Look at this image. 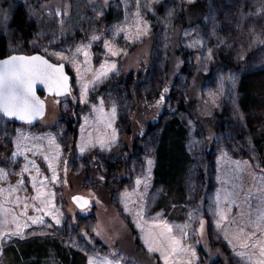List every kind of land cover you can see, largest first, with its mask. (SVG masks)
Listing matches in <instances>:
<instances>
[{
    "label": "rangeland",
    "instance_id": "374dc122",
    "mask_svg": "<svg viewBox=\"0 0 264 264\" xmlns=\"http://www.w3.org/2000/svg\"><path fill=\"white\" fill-rule=\"evenodd\" d=\"M19 6L34 27L29 50L10 26ZM0 36L7 55L64 63L77 94L46 98L40 125L0 116V264L37 236L79 251L84 264H165L149 245H163L168 264H202V238L226 264L264 260V167L237 106L244 74L264 81V0H0ZM139 69L130 94L109 89ZM165 83L175 92L166 110L186 103L189 113L177 115L195 162L171 211L159 208L165 188L153 178L158 129L137 142L138 154L131 147L165 108L157 95ZM59 109L72 113L74 131ZM74 195L90 205L77 210ZM168 237L179 241L175 252Z\"/></svg>",
    "mask_w": 264,
    "mask_h": 264
},
{
    "label": "trees",
    "instance_id": "16d2710c",
    "mask_svg": "<svg viewBox=\"0 0 264 264\" xmlns=\"http://www.w3.org/2000/svg\"><path fill=\"white\" fill-rule=\"evenodd\" d=\"M110 17L111 12L108 11L104 20L109 22ZM180 22L184 23V21ZM10 26L14 28L16 34L23 37V40H25L24 48L29 50L28 42L32 39L34 27L28 20L26 12L21 6H19L12 15ZM174 53L175 51L171 50V54ZM7 54V42L3 36H0V59ZM185 54L186 53H184V55ZM183 65L180 68L181 72L186 70V67ZM228 65L229 64H225V67ZM145 70L147 71V69ZM166 73L165 69V75ZM257 75L244 74L240 78L237 87V93L239 95L237 106L243 117L248 134L251 137V144L260 157L261 165L264 167V81L258 84ZM143 77L144 69H139L136 73L133 70H129L124 79H119L116 83H112L109 89L117 87L118 94H130L131 89L134 87V80L137 83H141ZM167 78H169L168 74ZM172 86L165 83L159 87L157 93L158 102L164 107L166 106V100L174 101L172 96H174L175 92ZM165 89H167V91H165ZM76 96L77 94L72 91L71 85L65 95L56 99L71 100ZM166 108L167 107L162 109L155 122L148 124L145 134L136 137L131 147L133 153L138 154L137 151L140 149V146L137 142L141 139L143 140L146 134L158 129L154 152L153 178L154 184L159 183L165 188L164 205L163 202L160 203L159 208L162 209L164 207L166 211H171L173 206H177L178 203L183 201L182 199L186 188V176L189 175L191 169L195 168V162L191 159L187 150L188 133L186 125L181 117L177 115L180 111H184L187 114L189 113L186 103L180 102L177 107L171 110H166ZM58 112L60 114L57 120H61L62 118L67 119L66 116H70L69 120L71 123H68V128L74 131L72 125L74 121L71 119V116H73L72 113L67 114L60 109ZM43 119L36 124L41 123ZM217 119L215 120L216 123ZM57 120L52 119L47 124L44 122V126L52 128L56 125ZM6 122L16 123L10 120ZM218 127L220 128V125H218ZM118 166L120 165L118 164ZM199 176L201 177L200 180L204 181V172L203 174H199ZM203 183L205 184V182ZM35 238L37 239L33 238L29 242L25 241L18 246H13L10 249V262L6 260L4 264H84L85 259L79 251H69L62 247L59 241L57 242L47 237L42 238L37 236ZM205 241L206 239L202 238L201 242L198 244L202 254V264H213L218 261L222 264H226L222 257V253L225 254L224 251H221L219 247L216 248L211 239H207V242L210 243L208 248V246L205 245Z\"/></svg>",
    "mask_w": 264,
    "mask_h": 264
},
{
    "label": "snow or ice",
    "instance_id": "6c2138e0",
    "mask_svg": "<svg viewBox=\"0 0 264 264\" xmlns=\"http://www.w3.org/2000/svg\"><path fill=\"white\" fill-rule=\"evenodd\" d=\"M189 2H191V0H189ZM77 51L80 50L78 49ZM112 54L116 55L117 53L113 51ZM85 56H87V53H85ZM60 59L67 58L60 56ZM58 73L59 75H57ZM97 78L99 79V76ZM67 81L68 77L63 74L62 66H54L40 56H12L10 59H5L0 62V114L9 118L32 123L34 119L42 115L43 111V104L35 95V85L37 83L43 84L45 87L49 88L50 92L55 91L56 95H60L62 92L66 93L68 91ZM165 91H167V89H165ZM114 114L115 109H113L112 112L113 117ZM50 142L54 143V141ZM100 146L103 148L104 144L101 143ZM83 150L82 147L81 151L83 152ZM45 159H48V157H45ZM148 163L151 165L150 160ZM49 166L51 167V165ZM53 179L55 180V177H53ZM41 184H43V182H41ZM39 222L43 223L42 220ZM56 223H59V221L57 220ZM201 228H203V223H201ZM168 231L171 232V229ZM12 234H19L22 238V233ZM253 235L255 234L253 233ZM0 239H4V237H0ZM168 241H171L168 247L175 252L176 248L173 247V245H178L179 241L171 237L166 238L165 242L167 243ZM252 246L254 247L255 245ZM162 248L163 245L159 248H154L149 245L148 251L155 252L160 250L161 255L165 258V264H168L167 255ZM237 254L240 255V253ZM260 255L264 256V246L261 247ZM89 264H94V261L90 260ZM103 264H107V261H104ZM259 264H264V260L259 261Z\"/></svg>",
    "mask_w": 264,
    "mask_h": 264
},
{
    "label": "water",
    "instance_id": "95a60500",
    "mask_svg": "<svg viewBox=\"0 0 264 264\" xmlns=\"http://www.w3.org/2000/svg\"><path fill=\"white\" fill-rule=\"evenodd\" d=\"M12 56H24V57H32V56H40L42 59H46L49 63L53 64L54 66H62V72L64 75H66L68 77V81H67V87L68 89L71 86V77H70V73L68 71L67 66L64 63H56L51 61L50 59H48L46 56L42 55L41 53H33V54H11L5 58L0 59V62H2L5 59H10ZM59 75V73L57 74ZM67 93V92H66ZM65 92H62V94L60 95H56L55 91H49L48 87H45L43 84L37 83L35 85V95L37 97V99L39 101L42 102L43 104V111H42V115L38 116L36 119H34L32 122L40 120L43 116H44V112H45V108H46V104H45V97H52V98H58V97H62L63 95L66 94ZM43 96V97H42ZM1 117H3L6 120H13L14 122H18V123H27L25 121H21L15 118H9L6 116H3L2 114H0ZM79 198V199H76ZM71 202L73 203V205L78 209V210H84L85 208H87L90 205V198L86 197V196H82V195H74L71 197Z\"/></svg>",
    "mask_w": 264,
    "mask_h": 264
},
{
    "label": "flooded vegetation",
    "instance_id": "af4514ba",
    "mask_svg": "<svg viewBox=\"0 0 264 264\" xmlns=\"http://www.w3.org/2000/svg\"><path fill=\"white\" fill-rule=\"evenodd\" d=\"M9 55H11V54H9ZM6 56H8V55H6ZM5 56V57H6ZM4 58V57H3ZM70 77H71V75H70ZM71 85H72V81H71ZM46 99V98H45ZM10 121H13V120H10ZM16 122V121H15ZM34 122H36V121H34ZM34 122H32V123H18V122H16L17 124H29V125H32Z\"/></svg>",
    "mask_w": 264,
    "mask_h": 264
},
{
    "label": "bare ground",
    "instance_id": "6f19581e",
    "mask_svg": "<svg viewBox=\"0 0 264 264\" xmlns=\"http://www.w3.org/2000/svg\"><path fill=\"white\" fill-rule=\"evenodd\" d=\"M9 56V55H8ZM7 57V56H6ZM5 58V57H4ZM52 61V60H51ZM54 62V61H53ZM43 97V96H42ZM49 97V96H48ZM48 97H45V98H48ZM44 100H46V99H44ZM45 104H46V101H45ZM45 113H46V108H45V112H44V115H45ZM44 117V116H43ZM42 117V118H43ZM38 121V120H37Z\"/></svg>",
    "mask_w": 264,
    "mask_h": 264
}]
</instances>
